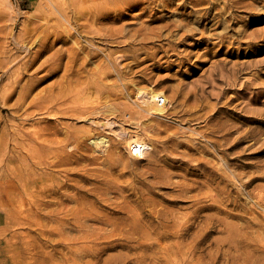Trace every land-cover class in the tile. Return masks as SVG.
<instances>
[{"label":"bare ground","instance_id":"obj_1","mask_svg":"<svg viewBox=\"0 0 264 264\" xmlns=\"http://www.w3.org/2000/svg\"><path fill=\"white\" fill-rule=\"evenodd\" d=\"M70 1L71 2H68V4L71 5L73 3V6L71 5V10H68V7L65 8L66 6H64L63 10L55 11V9H53L54 6H52L53 4H46L47 11L56 16V22L58 23L55 26H47L50 24L49 19H46L44 20L46 22H43L39 19V16L36 13H30L29 16L27 15L29 21L28 25L25 26L22 32L17 33L14 39V42L17 43L14 50H17V52H10L8 46L4 43L5 41H8L9 36H12V30L16 28V23L14 22L15 24L13 23V25L12 23L9 24L5 19L6 17L0 13V112H3L4 110L7 112L4 116L0 115V123L4 122L7 126L5 131L6 140L4 141V146H2V148H5V162L8 164L7 173L4 175L5 177L0 176V186L3 189V193H0V201L6 208V218L9 219L11 225L20 228L23 231L26 230L27 233H29V231H34L38 235V238H40L39 240H43L40 242L41 244L39 243L38 250H35L34 247L32 248L29 245V249H27L28 247L24 248L27 255H30L29 257L33 258L32 260L25 259L27 261L26 263L195 264L193 261L194 256L191 255L199 249L200 244L209 239L214 232L226 231L227 235L217 240V249L214 253H209L206 262L208 264H217L220 260H223L225 262L224 264H259L262 256H264V247L258 246L259 252L256 254L251 253L248 250L250 247L248 237L249 233L254 232V230H250L253 229L250 224H259L258 218L261 215H255L250 208L245 207L251 218H249L250 216L248 217V222H250V224L243 225L242 223L238 224L229 220V217L246 219L243 215L236 214L225 208L230 204L239 205L236 202V199L232 198L233 193L231 194V189L228 187L231 178L228 176L232 173H227L225 176L223 175L224 182H227V184L224 183V186H219V184H217V182L215 183L214 179L211 177H206L202 181L195 179H192L191 181H187L186 179L185 181L182 180L183 182L180 181L178 187L180 188L181 193L175 195L176 198H173V202L187 204L186 207H182L186 209L185 212H181L179 209H173L168 205H164L163 202H159L151 196V194L157 193V190H153V188L165 187L164 184L167 183V177H171V175L166 174L168 173L167 171L162 172L161 170L160 172H156L154 173V180L151 181V183H144L142 184L143 186H136L135 184H123V174L118 173L112 175L111 172H109L111 171L109 169H94L86 167L84 163L82 164L83 161L85 162L87 160H90V162L94 161L93 163H95L97 158L94 156V153V155L90 153L92 151H89V148L87 147L91 140L89 137L90 135L88 136L87 134L92 130H96L91 127L95 122L99 127L102 126V129L106 128L110 131L116 132L122 143L126 145L129 157L133 160L142 159L145 156L148 158L151 157L153 155V149L156 147V143L150 138L149 134L146 133V130L145 132L142 131V128L141 130H138V128L134 129L133 127H126L117 120L112 119V117L104 116L101 118L102 113H115L116 104L114 105L115 102H111V98V101L105 103L101 102V105L99 104L97 108L93 107V103L91 104L90 100V105H92L94 110L92 111L90 108L91 110L89 112H86L87 110L85 112L92 113L94 117L90 116L85 118L89 114L83 116V112L76 114L75 111H81L78 107L82 106L78 105V107H76L73 99L74 103H70L71 98H76L73 94L74 91H71L72 85L70 84L74 83L72 82L74 79L79 81L80 78L83 79L84 77H79V74V76L76 75L75 78L74 75H72L73 71H70L72 70L71 66L70 69L65 66L68 70H66L68 76L66 75L67 78L64 79V81L61 80L63 82L58 86L60 90L58 89L59 93L57 92V95H54L55 92L54 94L49 92L48 94H41L42 96L37 98H31V100H34L33 102L28 100L32 94L35 95V93H37L35 92L37 85L47 76V74L60 66L61 61L64 59L65 52L69 54L72 61L76 59L79 54L78 51L81 50L82 46H80L79 38L92 37L95 33H100L102 36H105L107 33L106 36L111 35L110 37H113L114 35L125 33V30L128 31V34H130L129 36H135V30L138 31L135 29V25H128L129 27H126L122 25L123 23L121 24L118 22L129 17V15L132 14L130 11L134 9L135 6L141 4L147 3L142 7L143 12H148L152 16L161 8L175 4H177L180 9H188V13L186 14L187 21L185 20V22L176 23L173 26L175 29L179 30L176 33V38L177 40L179 39V42L177 43L176 41V43L180 45L186 41L185 39L191 37L196 38L198 42L197 45H200L201 47L199 50V58H202L200 63L203 65L207 63L208 58L210 59L209 56H211L212 53L213 56H218L223 48H228L229 43L233 44V42L236 41L239 42V44L241 43L244 45V47H241L244 48L248 54H257L264 48V26L249 29V25L264 19V0ZM51 3H53V1ZM66 3L67 2H65V4ZM244 9L249 12L247 16L237 13V11H242ZM80 20L83 21L79 22ZM105 20H110L109 22L111 23L104 26L103 24ZM117 23L120 25H117ZM165 25V27H170L171 31L173 30L170 23ZM160 26L161 25H159V27ZM159 27L157 26V28ZM141 29H145V27H141ZM154 29L158 30L156 29V26ZM160 29L162 30V28H159V30ZM37 33L40 34L34 38ZM159 33L160 32L157 33L158 36H160ZM156 36H154L155 39ZM30 39H33V41L29 44ZM60 41H63L64 43L71 41L73 46L61 53L62 49L57 50L55 47L56 43ZM37 44H39V46H37ZM89 44L92 45L93 42L92 44ZM78 45L79 47H77ZM188 51L185 50L186 54H182L185 55L183 58L184 61H188V59L190 60L191 58V52ZM231 51L232 50L228 48L226 53L230 54ZM118 56L116 55V57L112 59L113 62L114 60H118ZM230 60L231 59L229 58H223L213 61L208 69L209 73L207 74L208 71H206L204 75H202V79L199 83L196 82L199 96L198 99H201L202 104L206 99L209 101L211 95L214 94V89L218 87V81L223 82L226 85H235L238 78L241 76V73L244 72L247 67L258 66L261 64V61H252L250 63H246V61H236L229 64L231 62ZM94 63L93 65H95ZM116 63H118V61L115 62V66H117ZM103 67L104 68H91V70L97 69L99 71L96 70L97 73L95 74H93L95 70L90 72L94 77L95 75L102 77L101 74L109 75L108 72L110 71V66ZM112 69L115 70L114 67H112ZM42 70L47 71L40 74L39 72ZM114 72L115 71H113V74ZM120 73L121 71H116V74L119 77H117L118 79H116L114 83L111 82L112 88L110 87V89L122 90L123 82H119L120 76L121 74L124 75V77H127L128 75L125 76V74ZM262 73L264 72L262 71ZM90 75L87 74V76ZM124 77L121 80H123ZM88 79L89 78L87 77L86 80L89 81L90 79ZM91 80L93 81L92 77ZM98 80L94 82L95 87H92L95 91L101 92L103 88L106 89L109 87V85ZM78 81H75V83ZM82 81L83 80H81V82ZM134 81L135 80H133V82ZM64 82L68 83V85L63 86L65 84ZM88 83L91 82L89 81ZM193 83H195V81H192V84ZM138 84L139 85L135 86L134 82V97L130 96L132 93L125 95L124 100H126L125 102L127 105L125 102L124 105L128 111L127 114H129L127 116L124 114L126 119L130 115L132 119L135 118L138 113H141V110H146L148 112L146 113L144 111L146 115L150 113L153 116H166L165 114L169 112V109L174 105L168 94L161 88L150 85L145 86V84L144 86H141V83ZM241 84L242 86L244 85L243 82ZM76 86H78V84ZM78 87L81 88V86ZM78 87H74L73 85L75 93ZM209 87L211 88L209 89ZM250 87H252V95L248 97L249 101H257L259 99V93L264 90V85L263 83L261 84V82H256V80L247 81L245 83V88ZM87 88L88 87H86V89ZM93 89L91 90L94 91ZM223 90L225 89L222 88L221 91ZM78 91H80V89ZM83 91H81V93ZM86 91H84L85 95ZM102 93L105 94L104 91ZM120 93H122V91H119V94ZM188 93L190 92L188 91ZM89 94L91 95V91ZM77 96L79 95L77 94ZM80 96L78 98H80ZM92 96L94 95L92 94ZM78 98H76V101ZM97 98L100 99L101 96H97ZM104 98L106 100L107 97L104 96ZM220 99L222 98L220 97ZM55 100H57V103L62 102V104L59 103L56 105L57 103ZM65 101L69 103V105L67 104L66 107H62V105L64 106ZM225 101H227V99ZM135 104L138 105L137 108H140L141 110L134 107L136 106ZM32 106H34L33 109H31ZM86 106L87 105H85V108ZM120 107L121 110H124L125 112V109H122V107H124L123 104L122 106L120 105ZM87 108L89 109V107ZM220 109L221 108H218L217 111L219 112ZM241 110H245V107L241 106ZM42 112H44V114L47 113L48 115L59 113L63 117L69 114V118H73L75 121H80V119L83 121L86 119L90 124L89 126L85 125V127L83 123V130L76 128V130L79 129L83 131L81 132L76 131L74 127L75 124L70 122L74 125V130L69 127V129L73 131L71 132L68 130L70 131L69 133H67L68 131L64 132L63 130H59V127L57 128L56 126V129L53 130L54 127L51 128L40 125V120H36L39 124L34 125V123L32 126L30 125L31 127L27 126V121L36 118L38 113L40 114ZM257 112L259 111L256 109V112L254 111L255 115ZM247 114H241L240 117L247 119L249 116ZM258 114L262 115L263 113L261 111ZM144 117H141V119ZM117 119L119 118L117 117ZM258 120L264 123V117L258 118ZM41 121H43V119ZM132 124L136 125L135 122ZM60 125L62 124L60 123ZM220 126L221 125H219V127ZM224 132L227 131L225 130ZM257 132L256 129H251V126L250 129H247L246 127L244 131L239 133L240 136L238 135V140H234L235 142L232 147H237L250 136L254 137ZM60 133L61 137L56 135ZM62 134H65V136L63 135L64 137H62ZM105 134L106 133L101 135V137L99 139L97 138L98 140L95 141L103 150H107L111 146V139L107 138V135ZM212 143L216 144L217 141L212 140ZM92 148L91 150H94ZM117 150L118 147L116 145L114 152L116 151L118 154ZM111 151L112 150L108 152L111 154ZM183 155L184 154L176 156L175 160H181V157L185 158V155ZM186 156L188 155L186 154ZM109 157H111V155ZM115 158L117 157L115 156ZM191 158L192 157H190V159ZM199 161H201V159ZM197 162L195 161L194 163ZM200 164L201 163L198 164L199 167ZM21 166L24 168L21 169ZM222 166L224 172H226L227 170L224 165ZM231 167L229 166L227 169H231ZM192 170L194 171L195 168L192 167ZM234 175L242 180L245 190L243 193L245 195L250 193L248 188L252 181L258 178H264V174L256 175V173L248 175L247 173H235L234 171ZM244 178H248L249 180L247 179V181H244ZM214 188L220 192V198L213 197ZM193 190L194 192L197 191V193L195 192V194H192L194 193L192 192L190 194ZM131 196H136V199H130ZM213 209L224 211L226 217L221 218L214 213H205L206 211ZM261 214L263 215L261 217H264V214ZM203 222L205 223L204 225H202ZM219 225L222 226V229L219 228ZM261 226L263 225L258 227ZM30 242L36 243L35 241ZM48 247L50 249L49 251L46 250ZM119 247L127 249L128 252L112 255L107 258L102 257L108 250ZM64 249H66V251Z\"/></svg>","mask_w":264,"mask_h":264},{"label":"rangeland","instance_id":"obj_2","mask_svg":"<svg viewBox=\"0 0 264 264\" xmlns=\"http://www.w3.org/2000/svg\"><path fill=\"white\" fill-rule=\"evenodd\" d=\"M52 1L53 3H51ZM65 2L67 3L65 4ZM68 2L70 3L71 1L70 0H0V13H2L4 17H6L5 19L6 21H8L9 24L12 23L13 25L14 22L16 23V28L12 30L13 32L12 36H9L8 41L4 42L5 45L8 46V50L10 52H13V51L17 52V50H14L17 45V43L14 42L15 41L14 39H15L16 34L19 32H22L25 26L28 25L29 21H28L27 15L29 16L30 13H36L39 16V19L43 22H46L44 20L49 19L50 24L47 26H52V25L55 26L58 23L56 22V16L54 14H50V12L47 11L46 4H51V5L53 4L52 6H54L53 9H55V11L63 10L64 6H66L65 8L68 7V10H71L73 3L71 4L72 5L71 6L70 4H68ZM146 4L135 6V8L130 11V13L132 14H130L129 17L124 18L118 22L121 24L123 23L122 25L126 27H129L130 25H135V29H137L138 31L141 30L139 32L135 30V36L133 37L129 36L130 34H128V31L125 30L124 31L125 33H120L121 35L120 34H117L114 36L112 35L113 37H110L111 35L106 36L107 33L105 36L100 35V33L99 34L95 33L92 37L90 36V37L79 38L80 46L82 45L83 47L81 46V50L78 51L79 54L76 57V59L72 61L69 54L65 52L64 59L61 61L60 66H58L54 71L47 74V76L36 87L35 92H37L38 94L37 93H35V95L32 94L28 101H30L31 98L33 97L37 98L39 96H42L41 94H44V93L48 94L50 92L54 94L55 92L54 95H57L60 90L58 86L61 85L64 79H66L68 76V74H66V72L68 71L66 67H69L70 69V66H71L72 70L70 71L71 72L73 71L72 75H74V77L76 75L79 76L80 74L79 77L85 78V80L84 78L83 79L80 78L81 80H83L82 82L80 79L79 81L74 79L75 81H78L76 83L74 80L72 81L76 85L78 84V86H81L82 89L76 86L74 83L70 84L72 85L71 91H74L73 93L74 97L78 98L80 95L82 96V97L80 96V98H78L77 101H76V98L75 99L71 98L70 99L71 102L67 100L70 103H74L75 101L74 105H76V107H78V105L82 106V107H78L81 109V111L80 110L75 111L76 114L77 113L80 114V112H83L84 114L81 113L83 114V116L84 115L86 116L87 114H89L85 118H88L90 116L94 117L92 113H86V112H89L91 109L93 111L94 110L93 107L97 108L99 104L101 105V102L105 103L107 101H111L112 99L111 102L113 103L115 102L114 105L116 104L115 107L117 110L115 109V113L114 112L102 113L103 115L101 114V118L104 116L112 117V119L117 120L118 122L122 123L126 127H133L134 129L138 128V130L139 129L141 130L142 128V131L145 132L146 130V133H148L150 138L156 143L155 144L156 147L153 149V155L151 157L148 158L147 156H145L142 159L133 160L132 158L129 157L127 147L126 145H124V143H122L120 137L117 136V133L110 131L109 129H106L104 127H103L104 129H102L101 128L102 126L99 127V125L96 124L95 122L94 124H92L91 127L96 130H92L91 132H89V134H87L88 136L90 135L89 137L91 138L89 145L87 147L89 148V151H92L90 152L92 153V155L95 154L94 156L97 157L96 161H98L99 163L96 161L95 163H93L94 161L90 162V160H87L88 162L83 161L82 164L84 163L86 167H91L94 169H109L111 170L109 172H111L112 175H115L118 173L123 174V177H122L123 184H135L136 186H143L142 184L144 183H151V181L154 180L153 179L154 173L156 172H160L161 170L162 172L167 171L168 173L166 174L171 175V177H167V181H166L167 183L164 184L165 187L153 188V190L155 189L157 190L156 192L158 194L153 193L151 194V196L154 197L157 201L163 202L164 205H168L169 207H172L173 209H179L181 212L182 211L185 212L186 209L182 207H186L187 204L173 202V200L176 198L175 195H177V193H181L180 188L178 187L180 181L183 182L185 181V179L187 181H191L192 179L202 181L206 177H211L214 179L215 183L217 182V184H219V186H224L225 184H227V182L226 181L224 182L223 177L227 173L228 174L232 173L231 175L234 178L231 175L228 176L229 178L230 177L232 178V179L230 178L228 187H230L229 189H231V194L233 193L232 198L236 199V202L239 205L237 206L234 204H230L226 206L225 208L236 214L243 215L246 219L239 218V217H229V220L231 222L233 221L238 224L242 223L243 225L250 224V222H248V219L251 218V216L246 211L245 207L250 208L254 212L255 215L260 214L261 216H263L261 213L264 214V198H263L264 197V189H263L264 188V178H258L252 181L248 188L250 193L245 195L243 193L245 191L243 187V182L242 180L239 179V177H236L234 175V171L235 173L241 172V173H247L248 175L255 174V173L256 175L264 174V123L258 120V118L264 117V90H262V92L259 93V99L257 101L250 102L248 97L252 95L251 93L252 87L245 88V83L247 81H252V80H256V82L258 83L261 82V84L263 83L264 85V73H262V71L264 72V62H263L264 61L263 59L264 58V48L260 50L257 54H248L246 50L242 48L244 47V45L241 43L239 44V42L236 41V42H233V44L229 43L228 48L232 50L230 54L226 53L228 48L225 47L220 51V54L218 56L216 55L213 56V53H212L211 56H209L210 59L208 58L207 63L203 65L202 63H200V60L202 58H199V50L201 49V47L200 45H197L198 42L196 38L191 37V38L185 39L186 41H184L183 44H180V45L177 44L179 42V39L177 40L176 33L179 30L175 29L173 26L176 23L183 22V21L185 22V20L187 21L186 14L188 13V9L187 10L180 9L177 6V4H175L169 7L167 6L168 8L167 7L161 8L152 16L148 12H143L142 7ZM237 13L247 16L249 12L248 10L244 9L242 11H237ZM82 21L83 20H80L79 22H82ZM107 21L108 20L104 21V24H103L104 26H106L108 23H111L109 22L110 20L108 22ZM118 23L117 25H120ZM169 23L172 25V29H173L172 31L170 27L169 28L168 26L165 27L166 26L165 24H169ZM159 25L161 26L159 27ZM155 26H156V29L158 30L154 29ZM157 26L159 28H162V30L161 29L159 30ZM263 26H264V19L257 23H253L249 25V29H253L255 27L259 28ZM141 27L142 28L145 27V29H141ZM148 28H151L152 31L151 29H148ZM152 32L153 33L155 32V33L153 34ZM158 32H160L159 33L160 36H158L157 34ZM38 34L40 33L35 34L34 38H36ZM123 34L126 35V39H125V35ZM154 36H156V39ZM151 37H153L154 39ZM33 39L29 40V44L33 41ZM60 42H57L55 47L57 48V50L62 49L61 53H63L69 47L73 46L72 45L73 43L71 41H69L68 43L66 42L64 43L63 41H60ZM88 42L91 44L93 42V44L90 45ZM37 46H39V44H37ZM87 46H90V47H87ZM77 47H79V45ZM90 48L93 51H91ZM185 50L187 51L189 50L188 52H191V58L190 60L188 59V61H184L183 59L185 55H182V54L185 53ZM116 55L117 56L119 55L118 60H117L118 63H116L118 67L114 65L115 62L117 61L114 60L113 62L112 60L116 57ZM41 57H44V56H41ZM218 57H221V58H218ZM215 58L216 60L223 59V58H229L231 59L230 60L231 62L229 64H231L232 62H236V61L237 62L246 61V63H250L252 61H261V64L262 63L263 64L262 65L260 64L258 66L247 67V69H245L244 72L241 73V76L238 78L235 85H226L225 83L218 81L217 82L218 87L214 89V94L211 95V97L209 98V101L208 99H206L207 101L204 100L202 104L201 99L200 100L198 99L199 96H198V91H197V83H199V81L202 79V75H204V73L208 71L213 61H216ZM93 63L95 65H93ZM88 66L90 67V69ZM103 66L105 67L110 66L109 68L111 72L110 71L108 72L109 75L101 74L102 77L99 75H95L94 77L91 74V72H93L94 70L95 71L93 74L97 73L98 71L97 69L91 70V68L92 69L93 67L104 68ZM112 67H114L115 70H113ZM86 69L89 71H87ZM117 70L119 72L121 71V73L125 74V76L128 75L127 77H124V75L120 73L121 76H120L119 82L121 81L123 82L122 83L123 87L121 86L122 90L110 89V87L112 86V83H114V81L118 79L117 77H119L116 74ZM46 71L47 70H42L39 73L43 74ZM113 71H115L114 74H113ZM208 73L209 71L207 72V74ZM87 74L92 77L93 81L91 80L90 76H87ZM87 77L90 79L88 80L91 83H88L89 81L86 80ZM123 77L124 79L121 80ZM96 78L97 80L99 79L100 82L102 83L104 82V84L109 85V87L106 89L103 88L101 92L95 91L93 88L95 87L94 82L97 81ZM133 80H135L134 81L135 86L139 85L138 83H141L140 84L141 86H144V84L145 86H149V85L155 86V87L163 89L168 94V96L172 99V103L174 105L172 108L169 109V112L165 114L166 116H162V117H160L161 115L153 116L150 113L146 115V113L148 112L146 110H141L140 108H137L138 105L135 104L136 106L134 107H136L137 109H140L141 113H138L136 115L137 119L135 116H133L135 118L132 119L131 115L128 116L126 119V116L129 114H127L128 111L126 110V106L124 105V102L126 100L124 99H125V95L130 94V93H132L130 94V96L134 97L133 93L135 94V89H134ZM192 81H195V83L192 84ZM242 82L244 83L243 86L241 84ZM64 83L65 84L63 86L68 85V83L66 82ZM73 85L74 87H78L80 89V91H78L79 90L78 88L76 89V93L78 91L77 94L79 96H77V94L75 93V90H73L74 89ZM86 87H88L87 89L89 90H87ZM50 88H52L53 90ZM210 88L211 87H209V89ZM222 88H224L225 90L221 91ZM84 89H86L87 91ZM91 89H93L94 91H92ZM83 90L86 91L85 92L86 95L89 94V92L91 91V95L90 94L87 95L89 98L84 94ZM247 90L249 93L247 92ZM81 91L83 92L81 93ZM103 91L105 92V94L102 93ZM119 91L120 92L122 91V93L119 94ZM124 91L126 92L128 91V92L126 93ZM188 91L190 93H188ZM92 94L94 96H92ZM98 94L101 96L100 99L97 98V96L100 97ZM114 94L116 97L114 96ZM117 94L121 96H118ZM103 95L107 97L106 100ZM220 97L222 99H220ZM226 99L227 101H225ZM90 100H91V104L93 103L92 104L93 107L92 105H90ZM31 101L33 102L34 100H31ZM55 101L57 103V100ZM243 102H246V103H243ZM59 103L60 102H58L56 105H58ZM65 103H64V106L62 105V107H66L67 104L69 105V103H67L66 101ZM60 104H62V102ZM122 104L125 107V108L122 107V109H125V112L124 110H121L120 105L122 106ZM125 104L127 105L126 102ZM85 105H87L86 108H85ZM241 106H244L245 110H241ZM33 107L34 106H32L31 109H33ZM87 107H89V109ZM218 108H221L219 112L217 111ZM256 109L259 112L262 111L263 114L259 115L258 114L259 112H257L256 113L257 116H256L254 113V111L256 112ZM144 111L146 113H144ZM6 113L7 112L4 110L3 112H0V115L4 116L6 115ZM40 114L38 113L39 117L37 116L36 118L27 121L26 123L27 126H30V125L32 126L34 123H35L34 125L39 124L38 121L40 120L41 122L40 125H44V126L51 127V128L54 127L53 130L56 129V127L57 128L59 127L58 129L63 130L64 132H67L68 130L73 132L71 129L74 130V127H75V130L76 128L83 130V126H82L83 123H84V126L85 125L89 126L90 124L86 119H84L83 121L82 119H80V121H75L73 118H69V114L66 115L65 117H63L59 113H55V114L52 113L49 115L45 113L46 114L45 115L44 112H42ZM241 114H247L249 116L247 117V119H244L240 117ZM143 115L146 117H144ZM117 117L119 119H117ZM141 117H144V118L141 119ZM152 117H158V118H152ZM42 119L43 121H41ZM62 122L63 123L65 122V123L63 124ZM70 122L72 124H75V126L72 125ZM134 122L136 123V125L132 124ZM60 123L62 125H60ZM68 123L69 125L70 124L71 125L69 126ZM76 125L80 126L81 128L77 127ZM219 125L221 126L219 127ZM250 126H251V129H256L258 131L256 135L254 136L255 138L253 136H250L247 139H245V141L240 143L237 147L233 148L232 145L234 144L236 140H238L240 136L239 133H241V131H244L246 127L247 129H250ZM69 127L71 129H69ZM6 129H7L6 124L4 122H1L0 123V176L1 177H5L4 175L7 173V166H8V164L5 162V158H6L5 148H2V146H4V141L6 140V134H5ZM79 129L76 131L83 132L82 130H79ZM225 130L227 132H224ZM70 131H68L67 133H69ZM104 133H106L105 135H107V138L111 139V146H110L111 148L109 147L110 149L108 148L107 150H103L102 148L99 147V145H97V142H95L101 137V135H104ZM56 135L60 136L61 133L56 134ZM63 135L65 136V134H62V137H64ZM212 140L217 141V143L213 144ZM116 145L118 147V150H117L118 154L116 151L114 152ZM91 148L94 150H91ZM110 150H112L111 154L110 152H108ZM182 154L185 155V158L181 157V160L180 159L178 161L175 160L176 156H181ZM186 154L189 157L186 156ZM110 155L112 158L113 157L114 158L112 159L111 157H109ZM115 156L117 158H115ZM190 157L192 158L190 159ZM200 159L201 161H205L206 164L205 162L199 161ZM221 160L223 163L221 162ZM195 161L196 162L198 161V162L194 163ZM225 161L226 162L228 161V162L226 163ZM199 163H201L200 167L198 165ZM222 165H224L225 169L227 170V171L225 170L226 172H224V168ZM191 166L195 168L194 171L192 170ZM229 166L231 167V169L230 168L227 169V167ZM23 168L24 167L21 166V169ZM247 179L244 178V181H247ZM213 191H214L213 197L220 198L221 196L220 192L216 188H214ZM192 192H194V190L191 191L190 194ZM195 192L197 193V191ZM195 192L192 194H195ZM0 193H3V189L1 188V186H0ZM260 195L262 196V199ZM130 199H136V196H131ZM0 205H2L0 206V264H27L26 260L27 259L32 260L33 258L29 257L30 255L29 256L27 255V252H25L24 248L28 247L29 245L32 248L34 247L35 250H38L39 243L42 242L43 240L40 241L39 240L40 238H38V235L34 231H29L30 233L29 234L27 233L26 230L23 231L22 229L11 225L10 224L11 222L9 221V219L6 218L7 217L6 208L4 204L1 203V201H0ZM205 213L206 214L214 213L215 215L221 218L226 217V214L224 213V211H220L218 209L208 210ZM112 215H117V214H112ZM261 216H259L258 218L259 219L258 223L263 226L258 227L260 226L259 224L257 225L252 224V223L250 224L251 227L253 228L250 230H254V232L249 233L248 238L250 241V247L248 248V250L253 254H256L259 252L258 246L264 247V228H263L264 227V217H261ZM204 224L205 223L203 222L202 225ZM219 226H220L219 228L222 229V226L221 225ZM21 235L23 238L21 237ZM226 235H227L226 231L225 232L216 231L212 234V236H210L209 239H207L204 243L200 244L199 249L196 250L195 253L191 255V256H194L193 258L194 263L195 264H208L206 260L208 258L209 253H214L216 251L217 240L225 237ZM24 239H27V240H24ZM30 241H35L36 243H31ZM169 241H172V240H169ZM30 247H28L27 249H29ZM46 250L49 251L50 250L49 247L46 248ZM64 250L66 251V249ZM124 252H128V250L121 248V247L113 248L105 252L102 257L107 258L109 256L124 253ZM26 256L29 258H27ZM259 262H260L259 264H264V256H262ZM224 263L225 262L223 260H220L217 264H224Z\"/></svg>","mask_w":264,"mask_h":264}]
</instances>
